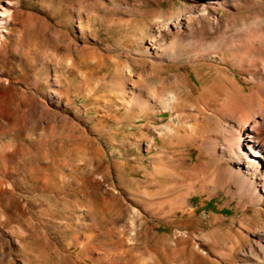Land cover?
Returning a JSON list of instances; mask_svg holds the SVG:
<instances>
[{"label":"rangeland","instance_id":"rangeland-1","mask_svg":"<svg viewBox=\"0 0 264 264\" xmlns=\"http://www.w3.org/2000/svg\"><path fill=\"white\" fill-rule=\"evenodd\" d=\"M206 2L0 0V264H175L196 247L224 253L241 213L212 169L202 180L219 191L199 190L188 168L206 157L184 129L157 133L177 126L168 104L178 89L163 84L152 111L143 94L146 73L197 82L185 63L161 68L150 35ZM187 264L212 263L192 254Z\"/></svg>","mask_w":264,"mask_h":264},{"label":"bare ground","instance_id":"bare-ground-1","mask_svg":"<svg viewBox=\"0 0 264 264\" xmlns=\"http://www.w3.org/2000/svg\"><path fill=\"white\" fill-rule=\"evenodd\" d=\"M240 3L245 8L240 9ZM200 5L184 17L155 23L150 35L161 68L177 71L185 63L197 82L191 83L183 72L165 79L159 72L146 73L143 94L152 111L153 102L165 98L163 84L178 89L169 94L168 104L177 126H163L157 133L184 129V137L206 157L188 168L199 190L219 191L217 184L202 180L212 169L214 179H222L228 203L241 214L230 220L234 226L224 253L196 247L175 264H187L192 254L212 264H264V0H210ZM220 7L227 9L226 18L215 14ZM238 20L242 24L235 26ZM151 167L154 176L158 168Z\"/></svg>","mask_w":264,"mask_h":264}]
</instances>
